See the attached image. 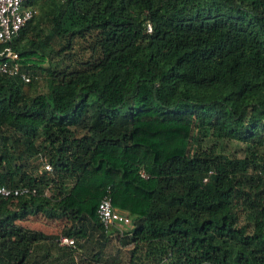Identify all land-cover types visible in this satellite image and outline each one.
<instances>
[{
	"label": "trees",
	"instance_id": "trees-1",
	"mask_svg": "<svg viewBox=\"0 0 264 264\" xmlns=\"http://www.w3.org/2000/svg\"><path fill=\"white\" fill-rule=\"evenodd\" d=\"M23 4L0 184L36 191L0 197V264H264V0ZM104 195L126 230L103 227ZM38 210L60 234L20 221Z\"/></svg>",
	"mask_w": 264,
	"mask_h": 264
},
{
	"label": "built area",
	"instance_id": "built-area-1",
	"mask_svg": "<svg viewBox=\"0 0 264 264\" xmlns=\"http://www.w3.org/2000/svg\"><path fill=\"white\" fill-rule=\"evenodd\" d=\"M24 1L0 0V43L3 44L0 49V73L18 76L24 81H29L31 75L22 68L19 54L9 44L12 38L18 34L20 28L37 13L36 7L24 5ZM148 30H150V24H148ZM42 168L51 171L52 165L45 161ZM141 174L144 175L143 172ZM35 191V187L28 185L10 187L0 184V197L6 198L8 196L35 193ZM96 213L106 231L115 228L122 232L128 228L131 219L129 214L113 207L111 199L107 195L99 200ZM58 241L60 244L74 246V240L71 237L60 235Z\"/></svg>",
	"mask_w": 264,
	"mask_h": 264
},
{
	"label": "rangeland",
	"instance_id": "rangeland-1",
	"mask_svg": "<svg viewBox=\"0 0 264 264\" xmlns=\"http://www.w3.org/2000/svg\"><path fill=\"white\" fill-rule=\"evenodd\" d=\"M243 148L244 146L241 143L228 141L225 146V151L237 156H243ZM20 221L30 228L40 229L44 232L58 235L61 233L66 220L62 216L50 215L42 210H38L27 214Z\"/></svg>",
	"mask_w": 264,
	"mask_h": 264
}]
</instances>
